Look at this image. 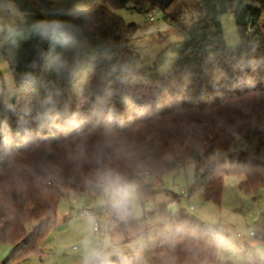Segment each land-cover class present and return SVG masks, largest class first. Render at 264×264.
Masks as SVG:
<instances>
[{
    "label": "trees",
    "instance_id": "1",
    "mask_svg": "<svg viewBox=\"0 0 264 264\" xmlns=\"http://www.w3.org/2000/svg\"><path fill=\"white\" fill-rule=\"evenodd\" d=\"M2 1L25 16L0 33L14 81L12 96H0V244L13 246L8 260L41 253L59 200L99 193L97 177L108 170L124 190L134 187L142 208L158 193L147 180L187 163L195 170L189 193L201 190L216 205L227 174L242 179L246 194L264 192V0H199L184 48L151 78L128 46L137 27L110 9L131 7L153 22L174 0ZM228 12L234 50L220 22ZM158 211L172 231L148 246L151 264H231L218 259L224 237L215 227ZM109 217L126 235L135 223L130 200L126 211L109 206ZM102 255L104 264L134 261ZM243 260L264 264L249 253Z\"/></svg>",
    "mask_w": 264,
    "mask_h": 264
},
{
    "label": "rangeland",
    "instance_id": "2",
    "mask_svg": "<svg viewBox=\"0 0 264 264\" xmlns=\"http://www.w3.org/2000/svg\"><path fill=\"white\" fill-rule=\"evenodd\" d=\"M57 7L76 0H46ZM199 0H174L165 14L159 12L153 22L147 21V15L129 8L110 9L126 24H134L137 30L129 40V49L137 58L136 64L144 68L147 77H161L179 56L186 44L185 32L195 19V7ZM164 15L167 18H164ZM264 16H261L259 24ZM25 16L19 13L11 2H0V33L9 26L23 23ZM224 44L234 50L239 45L232 12L220 18ZM14 86L9 64L0 53V96L4 101L12 96ZM196 148L203 143L200 136L194 137ZM226 166V161L224 163ZM195 178L193 163H187L177 170H168L160 176L147 180L158 191L154 199L142 208L134 187L130 188V205L135 222L126 235H119L109 225V206L115 200L103 189L95 193L92 189L80 194L67 192L58 203L57 213L74 210L63 229L57 226L43 240L42 252L31 255L26 262L8 260L13 246L0 244V264H82L85 246L95 248L107 258L130 256L133 264H151L146 250L172 231L171 222L162 217L159 208H164L168 216L180 215L195 217L206 225L213 226L224 237L218 246V259L231 264H244V255L249 253L264 262V240L259 241L246 235L248 229L260 234L264 239V192L254 194L242 192L238 185L241 178L227 174L224 177L220 204L216 205L204 198L203 192L189 193ZM179 198L175 207L169 204ZM176 201V200H175ZM195 204L193 211L186 205ZM90 207L98 221V232L92 230L93 220L89 217L75 218L77 210ZM237 234L242 235L238 237Z\"/></svg>",
    "mask_w": 264,
    "mask_h": 264
},
{
    "label": "clouds",
    "instance_id": "3",
    "mask_svg": "<svg viewBox=\"0 0 264 264\" xmlns=\"http://www.w3.org/2000/svg\"><path fill=\"white\" fill-rule=\"evenodd\" d=\"M97 180L103 191L114 198V207L120 211H126L131 192L123 189L121 175L114 170H108L100 173ZM82 264H104L103 255L99 250L86 245Z\"/></svg>",
    "mask_w": 264,
    "mask_h": 264
},
{
    "label": "built area",
    "instance_id": "4",
    "mask_svg": "<svg viewBox=\"0 0 264 264\" xmlns=\"http://www.w3.org/2000/svg\"><path fill=\"white\" fill-rule=\"evenodd\" d=\"M153 14L156 15L157 14V10H155L153 12ZM153 19H154V16L153 15H150L148 20L149 21H153ZM169 206L170 207H175L176 206V203L174 201H171L170 204H169ZM196 207L197 206L195 204H190V205L186 206L185 209L191 211V210H195ZM74 215H75L74 216L75 218H82V217H89V218H91L93 220L92 230L94 232H98V230H99L98 221L96 220V216H95L94 210L92 208L86 207L85 209L77 210L74 213ZM246 235L248 237H252L254 239H257L259 241H263L264 240L263 237L260 234H256L252 229H248L246 231ZM237 236L238 237H242V235H240V234H237Z\"/></svg>",
    "mask_w": 264,
    "mask_h": 264
},
{
    "label": "crops",
    "instance_id": "5",
    "mask_svg": "<svg viewBox=\"0 0 264 264\" xmlns=\"http://www.w3.org/2000/svg\"><path fill=\"white\" fill-rule=\"evenodd\" d=\"M187 206V205H186ZM74 210L71 209L68 213H62L57 215V229H63L64 227L67 226V221L71 215V213ZM71 212V213H70ZM94 232V231H93ZM95 233V232H94ZM97 233V232H96ZM40 249L42 250V246H40Z\"/></svg>",
    "mask_w": 264,
    "mask_h": 264
}]
</instances>
